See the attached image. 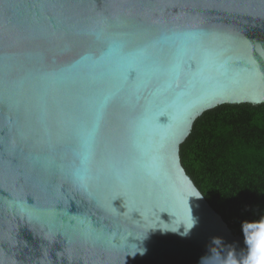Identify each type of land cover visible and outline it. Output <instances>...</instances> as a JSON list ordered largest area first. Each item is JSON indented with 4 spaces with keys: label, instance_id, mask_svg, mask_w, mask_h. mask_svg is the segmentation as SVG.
Returning <instances> with one entry per match:
<instances>
[{
    "label": "water",
    "instance_id": "1",
    "mask_svg": "<svg viewBox=\"0 0 264 264\" xmlns=\"http://www.w3.org/2000/svg\"><path fill=\"white\" fill-rule=\"evenodd\" d=\"M243 103H264V0H0V264H200L213 238L239 254L180 147ZM189 207L187 237L158 228Z\"/></svg>",
    "mask_w": 264,
    "mask_h": 264
},
{
    "label": "trees",
    "instance_id": "2",
    "mask_svg": "<svg viewBox=\"0 0 264 264\" xmlns=\"http://www.w3.org/2000/svg\"><path fill=\"white\" fill-rule=\"evenodd\" d=\"M183 167L234 234L264 218V103L223 104L196 119Z\"/></svg>",
    "mask_w": 264,
    "mask_h": 264
},
{
    "label": "clouds",
    "instance_id": "3",
    "mask_svg": "<svg viewBox=\"0 0 264 264\" xmlns=\"http://www.w3.org/2000/svg\"><path fill=\"white\" fill-rule=\"evenodd\" d=\"M75 178L81 183H83V181L85 180V177L80 175L79 173L76 174ZM190 197L201 199L202 194L198 189L193 187L192 194L189 196V198ZM10 203H15L17 207L22 211H30V209L26 206L25 201L14 200L10 201ZM189 209L190 212L187 219L177 223L175 227L171 226L173 224V219L170 223L163 222L164 226L158 228L162 232L171 231L182 237H187L191 229L196 224V219L192 215L191 208L189 207ZM80 223H84V221L81 220ZM181 227H183V232L180 231ZM242 230L244 234L246 249L241 250V252L237 254L233 246L223 248L222 240L219 238H213L211 244L215 245L216 247L210 248L211 255L202 257L200 260V264H264V218H262L260 221L243 223ZM85 234L93 238H99L98 231L92 228L91 225L86 226ZM145 238L137 240L142 242ZM124 251L126 253L125 256L135 257L137 254L143 256L146 253L147 249L142 246H138L135 243L130 244L127 242V244L124 246ZM221 251H223L225 254L222 255Z\"/></svg>",
    "mask_w": 264,
    "mask_h": 264
}]
</instances>
